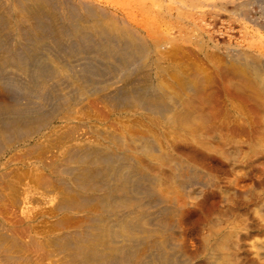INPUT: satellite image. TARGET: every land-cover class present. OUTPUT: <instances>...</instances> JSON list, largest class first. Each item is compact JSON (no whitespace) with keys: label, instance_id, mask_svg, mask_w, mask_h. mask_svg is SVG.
Returning a JSON list of instances; mask_svg holds the SVG:
<instances>
[{"label":"bare ground","instance_id":"6f19581e","mask_svg":"<svg viewBox=\"0 0 264 264\" xmlns=\"http://www.w3.org/2000/svg\"><path fill=\"white\" fill-rule=\"evenodd\" d=\"M262 231L264 0H0V264H253Z\"/></svg>","mask_w":264,"mask_h":264},{"label":"rangeland","instance_id":"374dc122","mask_svg":"<svg viewBox=\"0 0 264 264\" xmlns=\"http://www.w3.org/2000/svg\"><path fill=\"white\" fill-rule=\"evenodd\" d=\"M262 233H264V231H262ZM253 264H264V261H261V259L255 260Z\"/></svg>","mask_w":264,"mask_h":264}]
</instances>
